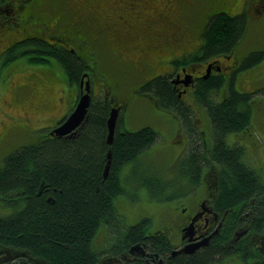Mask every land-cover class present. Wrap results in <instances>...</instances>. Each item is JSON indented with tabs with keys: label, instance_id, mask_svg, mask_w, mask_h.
Here are the masks:
<instances>
[{
	"label": "trees",
	"instance_id": "obj_1",
	"mask_svg": "<svg viewBox=\"0 0 264 264\" xmlns=\"http://www.w3.org/2000/svg\"><path fill=\"white\" fill-rule=\"evenodd\" d=\"M16 1L0 0V88H9L7 104L19 107V117L13 114L0 120V264H97L102 255L124 248L129 242L146 240L150 229L160 228L170 220L168 214L154 227L148 217L126 225L121 212L126 210V203L147 193L162 202L174 195L184 197L191 188H184L187 180L195 188L207 178L213 165L222 169L226 199L235 204L240 198L249 201L256 197L260 202L264 197L262 174L260 166L253 163L259 162L258 154L250 158L247 141L251 148L257 144L261 147L262 139L254 128L253 138H249L248 131L256 103L264 104V86L253 88L254 84L247 89L238 84V79L242 77V83L251 86L256 82L257 70L253 67L264 60V48H255L264 43V5H260L264 1L208 0L211 9L205 12L192 9L186 0L172 7H168L170 0H151L155 6L149 11L152 16L147 15L149 32L138 38L141 44L153 43L166 20H173L189 35L200 31L201 42L193 58L184 57L173 64L184 65L195 73L203 70L192 95L209 117L211 132L206 139L200 132L201 125L195 124L197 115L192 106L180 101L172 74L150 79L156 73L155 63L133 62L138 73L128 76L129 70L118 63L119 49L110 32L116 33V28L125 26L112 25L128 22L135 11L113 10L114 0H22L15 4ZM134 1L137 2L131 0ZM6 2H13V10H7ZM153 18L163 20L159 24ZM133 34L137 35V31ZM133 38L136 42V36ZM251 40L256 41L250 44ZM158 53L160 60L171 67L172 55L164 57L168 51ZM105 54L115 55L108 65L109 72L102 69ZM227 55L232 57L227 59ZM215 59H220L222 65L234 60L237 68L233 76L226 79L215 68L208 75L207 68L212 65L209 62ZM53 61L64 69L58 81L52 77V70L42 65ZM152 61L157 62L154 57ZM38 65L47 73L27 71L29 67L38 69ZM17 71L21 73L13 77ZM88 72L103 83L95 90L83 125L73 136L52 134V126L75 108L80 84L87 80ZM65 81L76 88L72 93L67 90L64 100L58 92L64 91L59 82ZM222 88L227 92L220 96L217 91ZM258 93L262 94L255 100ZM119 98L126 101L127 110L136 101L146 99L177 118L173 137L162 148L175 151L176 167L172 168L179 175L176 182L168 183L155 166L140 160L159 140V132L151 126L129 130L124 125L126 117L121 116L113 142H108V119L113 107H119ZM58 100L68 108L52 123L41 126L43 133L34 137L33 130L39 127L27 122V108L51 110ZM22 133L26 135L19 137ZM233 134L238 135L234 140ZM110 151L111 165L105 176ZM261 152L259 158L264 161ZM257 207L260 213L256 214L255 223L262 218L264 225V202L257 203ZM101 233H107V238L99 245L96 238ZM156 238L161 246L170 247L163 234ZM215 245L169 258L168 264H243L231 248ZM254 257L249 252L248 257L242 258L253 261Z\"/></svg>",
	"mask_w": 264,
	"mask_h": 264
},
{
	"label": "flooded vegetation",
	"instance_id": "obj_2",
	"mask_svg": "<svg viewBox=\"0 0 264 264\" xmlns=\"http://www.w3.org/2000/svg\"><path fill=\"white\" fill-rule=\"evenodd\" d=\"M20 1L22 0H17L15 4H20ZM183 1L185 0H170L168 7L180 4ZM186 1L192 9L197 11L208 12L211 9V3L208 4V0ZM13 2L5 3L9 5L8 11L13 10ZM260 5L263 7L264 3L260 2ZM154 6L151 0H137L136 3L135 1L132 3L131 0H114L112 9H127L138 12L140 10L152 11ZM147 19L145 13L139 15L137 22L143 24V26L130 24L131 20L125 23H113L112 26H125L123 28H116V33L113 30L110 32L113 44H117L119 49L116 54L119 56L117 61L129 70L128 76H132V73L136 72L133 62H143L142 64L148 63L149 65L154 62L156 73H153L154 75H151L150 79L158 75L172 74L171 81L180 101L191 107L192 105L183 98V94L189 91L191 94H194L202 78L203 70L195 73L189 71L188 67L175 65L173 62L183 61L184 57L189 58L194 55V50L198 48L197 46L201 42L200 31H192L189 35L187 31L184 33V29L176 25L173 20H166L160 25V34L158 37L153 38V43H149L148 45L141 44L138 42V38L148 31ZM152 20L160 24L163 19L158 20L153 18ZM134 31H137V35L133 34ZM135 36L136 42L133 38ZM149 36H151V33ZM65 44L66 42L64 46ZM108 48L111 47L109 46ZM164 51H168V53L164 54ZM158 52H162L164 57L172 55V58L169 59L171 67H168L166 62L160 60L161 54ZM179 52L180 54L178 55L177 53ZM153 57L157 62L152 61ZM225 57L230 59L232 55ZM209 63H212V65L208 75L215 68L217 71L222 72L226 79L233 76L234 70L237 68V63L234 60L224 65H222L220 59H215ZM132 69L134 70L133 72H131ZM88 74L87 80L90 81L91 93L94 96L97 86L100 89L103 82L99 77H94L93 72H88ZM82 88H86V82L84 83V87L80 84L81 91ZM119 99V103L117 102V104H119V114L121 115L124 110L128 109V105L125 100ZM122 117H125V115L122 114ZM195 119V124L199 127L201 119L197 116H195ZM62 122L63 119L57 121L52 128L54 129ZM200 132L206 139L209 132L203 129ZM259 170L264 171V161H261ZM221 171L220 166L213 165L208 171L207 178L201 180V184L193 188L192 191H188L184 197L174 195L172 198L176 199L177 205L166 204L165 206L167 209L165 214H171L170 220L160 228L150 229L145 235L146 240L129 242L128 246L124 248L102 255L97 264H168L169 258L183 253H195L211 244L231 248L232 253H238L235 255L242 259L243 264H264V225H262V218L255 223V219H257L256 214L260 213L257 210L258 207L260 208V205L257 207V203L264 202V197L260 198V202H258L256 197L250 198L249 201L240 198L239 202L234 204L231 199L225 198L223 185L221 184ZM205 175L206 173L203 174V177ZM261 176L260 183L261 186H264V175ZM167 202L169 203V201H165L164 203ZM159 234H163L170 242L168 249L158 244L159 240L156 236ZM196 243L200 244L198 248L192 252H185L190 251L186 249L190 248L188 245ZM9 251L13 252V249ZM249 252L256 256L253 261L242 258L243 256L248 257Z\"/></svg>",
	"mask_w": 264,
	"mask_h": 264
},
{
	"label": "rangeland",
	"instance_id": "obj_3",
	"mask_svg": "<svg viewBox=\"0 0 264 264\" xmlns=\"http://www.w3.org/2000/svg\"><path fill=\"white\" fill-rule=\"evenodd\" d=\"M143 13H145L148 16H152V14L149 11H143V10H140L138 12L135 11V13H133V15H132L130 24H137L139 26H143V24H139L137 22L139 15H141ZM151 24H152V22L149 25H151ZM257 38L263 39V37H257ZM253 41H256V40H251L250 44ZM260 47L264 48V43L258 44L257 46H255V48H258V49H260ZM113 59H114V56L111 57L110 54H105V56L103 58V63H105V64H102V69L104 71H108L107 70L109 68L108 65L113 63ZM42 65L45 67H49L50 68L49 71L52 70L54 75L53 74H51V75L56 81L60 80L59 78L64 74V71H63L64 69L61 67L59 62L56 63L55 61H53V62L45 63ZM42 65H38L37 66L38 69H36V70L29 67L27 71L28 72L41 71V72L47 73V71H45L41 68ZM23 68H24V70L27 69L26 64H25V67H23ZM253 70L254 71L257 70L254 74V79L256 80V82L253 81L251 86H249V84L244 85L242 83V77H240L238 79V84L240 86H243L247 89L252 87L254 84L255 85L253 88H256V87L261 88L264 86V60L259 65H256L255 67H253ZM19 73H21V72L17 71L16 73H14L13 77L18 76ZM110 76H113V75H110ZM136 77H138V76H136ZM53 83H55V82H53ZM61 87H63L64 91L60 90L58 92V96H59V98L61 96H63L64 100H65L64 96L68 93V91L70 93H72V90H74L76 88V87H74V85H72V86L69 85L66 81H65V83L62 82V84L59 82V88L61 89ZM250 91H253V89H251ZM226 92H227L226 88H222L221 90L217 91V94H219L220 96H223L226 94ZM10 93L11 92H10L9 88L7 90L3 89V87L0 88V120H1V118H9L13 114L16 115L17 117H19V107L17 105H14V104L13 105L7 104V101L9 100ZM261 94L262 93L256 94L255 100H259V98H257V97H260ZM183 98L186 99L192 105L195 114L197 115L198 118L201 119L202 129L206 132H210L211 131V124H210L209 117L206 114L205 109L202 108L196 102L194 96L191 94L190 91L187 93H184ZM134 101H136V100H134ZM263 101H264V99H263ZM136 102H137V103H135L136 105L134 104V105L130 106L129 110L123 111V114L126 117V119H125L126 121L124 123L126 128L129 130L135 131V130L140 129L143 126L149 125L152 128H154L155 130H157L159 132V135H160L158 142L154 146H152L153 149L151 150V148H150L149 150L144 152V154L141 155L142 158L140 157V160L144 164H150V166H155L156 170H158L159 172H162L163 176H166L168 178V181H169L168 183L176 182L179 178V175L178 174L175 175V171L173 170L174 168H172V166L176 167L175 162L173 160L174 159V154H173L174 150L172 151V149L169 148L167 151H162L163 150L162 148L169 145L170 139L173 137L172 132H173V130H175V128L178 124L177 118L175 116L174 117L171 116V114L169 112H167L164 108H160V107H157L155 105H152L146 99H141V100H138ZM64 106H63V103L58 100L56 107H52L51 110H47V111H40L39 109L30 110L29 108L26 107L28 109L29 116H30V120H27V122H29L32 127H39L36 130H33V136L36 137L37 135H40L41 133H43V131L40 129V127L44 126V125L46 127V124L52 123L54 117L59 116L63 111H65V109L68 108V105L66 107H64ZM25 113L27 114V112H25ZM121 116H122V114H121ZM170 116H171V119H169ZM253 128H254V131L256 132V135L262 139V144H261V147H260V144H257L256 147L251 148L250 142L247 141V143L250 145V150H248V153H249L250 158H251V155L258 154L257 157L259 159V162L253 161V163L259 168V166L261 164V161L259 158L260 152H261V150L264 149V104L259 105V102L256 103V113H255V109H254V112L252 114V128H251L250 132L248 131L249 138L254 137ZM179 134H180L179 136H183L182 132H179ZM25 135H26V133H22V134H19V137L25 136ZM237 137H238L237 134L231 135L232 140L236 139ZM261 156H263V158H264V151L261 152ZM170 157H172V159H170ZM260 172L262 175H264L263 170H261ZM192 184H194L192 181L187 180V182L184 184V188L187 189V187H189V186L191 188L189 190H186V191H192L193 190ZM142 198H144V200H142ZM119 200H121V199H119ZM124 201L127 202L126 200H124ZM138 201H141L143 203L136 204ZM163 201H166V200H163ZM166 204H170V205L174 206V205H176V199L169 198V203L168 202L164 203L162 201H157V198H155L152 195L147 193V194H144L140 199L134 200V202L126 203L125 208L123 207L124 210L126 209L128 211L126 213L125 212L126 210L124 212L121 210V208L119 207L118 201H117V206H118V208H120V210L122 212V215L124 217V223L126 225H132V223H134L135 221H137L143 217H148V218H151V226L152 227L160 225V223H162L168 217V214H165V211L167 210L165 208ZM168 208H170V207H168ZM106 238H107V233L106 234L101 233L97 236L96 239L100 245V244H104V242L106 241Z\"/></svg>",
	"mask_w": 264,
	"mask_h": 264
},
{
	"label": "water",
	"instance_id": "obj_4",
	"mask_svg": "<svg viewBox=\"0 0 264 264\" xmlns=\"http://www.w3.org/2000/svg\"><path fill=\"white\" fill-rule=\"evenodd\" d=\"M208 71H210V68H208ZM83 83L84 80H82L81 86H83ZM91 100H92V95L90 93V83L89 81H87L86 92L82 90L78 102L75 108L73 109V111L64 119V121L61 124H59L57 127L53 129L52 134H57L60 136L61 135L73 136L74 134H76L79 128L83 125L85 119L87 118ZM118 117H119V108L113 107L110 117L108 119V127H109L108 142L110 144L113 142ZM110 165H111V151L109 152V160L106 165L105 176H107L109 172ZM199 245L200 244L197 243L190 244L188 245L190 246V248H186L190 251H185V252H192L194 249L198 248Z\"/></svg>",
	"mask_w": 264,
	"mask_h": 264
}]
</instances>
